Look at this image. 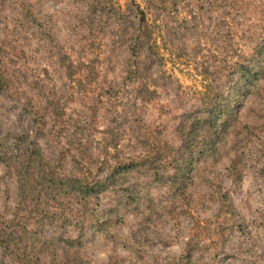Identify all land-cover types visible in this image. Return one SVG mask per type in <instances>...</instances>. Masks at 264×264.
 I'll list each match as a JSON object with an SVG mask.
<instances>
[{
  "label": "rangeland",
  "instance_id": "rangeland-1",
  "mask_svg": "<svg viewBox=\"0 0 264 264\" xmlns=\"http://www.w3.org/2000/svg\"><path fill=\"white\" fill-rule=\"evenodd\" d=\"M250 1L256 11L231 17L230 36L220 1L167 0L161 57L151 66L156 96L144 101L124 69L127 49L113 47L112 31L82 29L79 17L89 0H42L55 42L40 41L36 29L21 42L28 76L40 75L64 111L58 121L48 115L46 135L36 136L45 154L55 156L76 134L75 143L90 131V152L101 162L106 140L120 132L118 149L109 153L122 161L145 158L102 195L95 212L113 207L112 218L101 231L88 232L80 250L74 247L76 262L65 258L75 230L44 206L18 210V180L0 162V264H264V78L235 105L218 153L197 161L188 179L172 181L173 167L157 160L165 145L180 146L181 118L202 107L205 88L234 85L229 67L264 43V0ZM117 2L124 8L129 0ZM11 19L0 7V45L7 39L15 46L14 25L5 26ZM59 50L78 62L72 78ZM16 101L0 91L2 137L36 131ZM98 163L94 176L102 179L108 170ZM64 165L71 169V158Z\"/></svg>",
  "mask_w": 264,
  "mask_h": 264
},
{
  "label": "trees",
  "instance_id": "trees-1",
  "mask_svg": "<svg viewBox=\"0 0 264 264\" xmlns=\"http://www.w3.org/2000/svg\"><path fill=\"white\" fill-rule=\"evenodd\" d=\"M217 1L227 12L230 36L235 28L231 17L246 16L257 9V5H253L250 0ZM166 4L167 0H144V5L129 0L123 8L117 0H89L79 17L83 30L91 28V33H94L109 28L114 40L113 47L117 50L127 49L128 56L123 60L124 69L130 81L137 84V93L144 101H151L156 96V91L152 90L156 88V81L153 80L151 66L161 57L159 40L163 38L165 29L161 17L167 9ZM43 5L42 0H0V7L12 13V19L10 22L6 20L5 26L8 28L13 23L16 38L15 46L7 39L0 45V91L15 97L16 105L30 116L36 126V131L29 133L0 135V162L6 173L18 180V210L23 208L35 212L44 206L43 211L50 209L53 214L59 212L63 222L75 230L76 237L66 239L65 258L76 262L80 251H73L74 247L80 250L88 232L101 231L112 218L113 207L109 211L101 209L95 212L99 210L97 206L102 195L106 196L119 183L121 176L134 172L145 157L141 159L135 156L122 161L119 155H111L109 149H118L124 136V133L117 132L110 141L106 140V153L100 162L90 152V131L88 135L79 133L81 139L75 143L76 134L70 139L67 148L55 156L45 154L36 136L38 133L46 135L48 115L58 121L63 118L64 111L45 91L46 83L40 79V75H32V79L28 76V69L24 65L25 46L21 42L34 29L40 41L55 42L54 30L46 26ZM58 56L59 62L72 78L78 69V62L72 60L69 51L59 50ZM240 59V63L229 67L231 75L237 78L235 84L216 90L211 85L206 87L201 99L202 107L181 118L177 128L180 146L165 145V155L157 158L173 167L169 177L172 181L188 179L197 161L218 153L223 134L233 126L235 105L248 97L253 89L259 90V83L264 78V43L257 44L248 56L241 55ZM44 72L48 74V70ZM35 87L41 88L37 96L31 95ZM63 124L66 125L65 121ZM69 158L71 169L64 165ZM115 160L117 163H114ZM97 163L99 169L108 170L102 179L94 176L93 166ZM127 191L133 194L134 186L128 187ZM99 212H103L102 215Z\"/></svg>",
  "mask_w": 264,
  "mask_h": 264
}]
</instances>
